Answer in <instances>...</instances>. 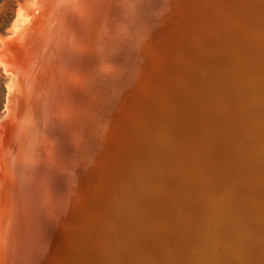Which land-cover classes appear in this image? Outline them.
Returning <instances> with one entry per match:
<instances>
[{
    "label": "water",
    "instance_id": "1",
    "mask_svg": "<svg viewBox=\"0 0 264 264\" xmlns=\"http://www.w3.org/2000/svg\"><path fill=\"white\" fill-rule=\"evenodd\" d=\"M153 1L158 15L143 48L127 42L141 21L127 1L111 8L95 2V31L81 38L84 55L72 49L60 68L58 86H67L61 93L72 110L53 128L48 151L34 167L30 197L13 212L10 264H163L155 258L159 243L181 237L180 226L164 233L154 223L160 200H168L167 180L173 188L187 184L168 173L174 160L184 162L178 175L185 177L188 160L198 157L191 150L196 138L178 155L169 148L175 108L183 92L206 87L196 70L220 56L218 48L212 57L201 54L214 46L206 39L211 33L239 31L264 53V0ZM159 17L171 19L164 33ZM93 102L106 126L96 148L86 117ZM179 128L175 122L173 131Z\"/></svg>",
    "mask_w": 264,
    "mask_h": 264
},
{
    "label": "bare ground",
    "instance_id": "2",
    "mask_svg": "<svg viewBox=\"0 0 264 264\" xmlns=\"http://www.w3.org/2000/svg\"><path fill=\"white\" fill-rule=\"evenodd\" d=\"M97 1L111 8L121 0H36L34 9H20L15 36L4 47L19 63L14 69L5 65L18 83L9 91L0 136V264L11 263L13 212L30 197L34 167L46 155L53 128L72 110L61 93L67 86H58L64 77L60 68L71 51L84 55L81 38L95 31ZM125 1L127 9L141 17L127 42L143 48L142 42L150 40L147 29L152 15H158L157 5L153 0ZM101 16L110 19L108 13ZM157 19L163 33L171 27V19ZM226 33L223 29L206 37L214 46L201 54L212 57L218 48L220 56L215 65L210 60L196 70L205 77L199 83L205 89L183 92L175 108L180 128L174 132L172 121L169 148L178 155L183 144L196 138L191 150L198 157L188 160L185 177L178 175L185 168L180 159L168 170L187 184L173 188L167 180L163 188L168 200H160L155 226L163 232L180 226L176 234H181L159 243L155 258L163 264H264V53L239 31ZM101 71L108 75L107 69ZM93 107L86 117L96 148L106 126L98 104L93 102ZM36 191L38 195L41 189Z\"/></svg>",
    "mask_w": 264,
    "mask_h": 264
},
{
    "label": "rangeland",
    "instance_id": "3",
    "mask_svg": "<svg viewBox=\"0 0 264 264\" xmlns=\"http://www.w3.org/2000/svg\"><path fill=\"white\" fill-rule=\"evenodd\" d=\"M35 1L36 0H0V136L5 132L1 127L5 124V118L8 113L6 106L8 105L7 99L9 91L18 83L17 77L15 76L16 74H14L15 72L12 70L14 73H12V71L7 73L5 69V65L12 66L13 68H9L14 69L15 65L17 66L19 63L16 58L13 59L14 56L12 53H7L5 51L7 49L6 45L9 44L11 38L15 36L16 20L20 9H34ZM41 3L43 4V2ZM4 47H6L5 50ZM1 138L2 137H0V141Z\"/></svg>",
    "mask_w": 264,
    "mask_h": 264
}]
</instances>
